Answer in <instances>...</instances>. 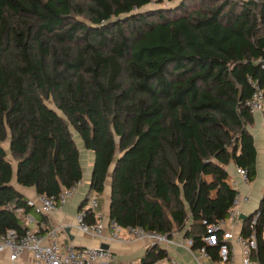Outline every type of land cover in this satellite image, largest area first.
I'll return each mask as SVG.
<instances>
[{
    "label": "trees",
    "instance_id": "16d2710c",
    "mask_svg": "<svg viewBox=\"0 0 264 264\" xmlns=\"http://www.w3.org/2000/svg\"><path fill=\"white\" fill-rule=\"evenodd\" d=\"M174 1L0 0V233L25 227L18 187L57 196L81 181L84 149L81 208L107 191L106 229L181 233L219 258L221 234L207 245L202 221L229 216L228 165L256 178L246 102L253 84L264 95V0ZM254 216L251 258L264 264V194L245 237ZM166 257L154 244L139 264Z\"/></svg>",
    "mask_w": 264,
    "mask_h": 264
},
{
    "label": "built area",
    "instance_id": "2783aa9c",
    "mask_svg": "<svg viewBox=\"0 0 264 264\" xmlns=\"http://www.w3.org/2000/svg\"><path fill=\"white\" fill-rule=\"evenodd\" d=\"M262 66L264 67V63ZM253 86V94L246 102V105L252 115L258 113L264 117L263 92L255 84ZM236 174L241 181L247 183L246 169L236 168ZM229 181L231 186L237 189L238 184L234 178ZM80 184L81 181H78L74 186L63 189L57 196L36 193L33 198L26 200V204L37 214L49 215L74 195ZM248 199L249 197L247 195L240 194L237 191L233 200L232 209L227 218L215 222L202 221L208 233V236L204 238V242L207 245H216V235L218 233L221 234L223 244L219 248V258L217 260L212 261L204 247L197 251L191 250L190 240L186 239L181 244L190 250L198 264H205L203 260L210 261V264H237L236 248L240 252V264H257L251 258L252 251L256 250L254 225L257 216H254L250 221L249 227L252 231L247 237L243 236L240 231L236 232L235 230V222H237L239 217L240 206L248 201ZM97 206L98 195L92 193L89 196L87 204L76 214V227L84 233L91 234L93 237L101 240V242L113 240L126 242L130 239H135L147 242L148 246L154 244H173V241L165 235L147 231L138 226L129 225L123 228L114 225L113 231L107 233L102 216L97 214ZM88 209L92 210L95 214V222L91 224L85 221V214ZM32 221L33 219L31 217L25 216V222L27 224H30ZM60 231L61 229L58 226H52L43 233L28 226H25L21 231L8 229L4 233H0V252L7 253L10 260H16L20 255L29 253L33 262L36 264H114L110 249H103L101 246L74 248L70 244H66L60 240ZM121 232H125L126 235H121ZM152 264L179 263L174 258H165L155 261Z\"/></svg>",
    "mask_w": 264,
    "mask_h": 264
},
{
    "label": "crops",
    "instance_id": "0c3cea01",
    "mask_svg": "<svg viewBox=\"0 0 264 264\" xmlns=\"http://www.w3.org/2000/svg\"><path fill=\"white\" fill-rule=\"evenodd\" d=\"M253 123L248 130L252 134L254 145L256 149V178L250 183H245L239 179L236 174V168L230 164L227 167L229 177L228 180L234 178L237 182V189L240 194L247 195L249 197L248 201L244 202L240 206L239 217L237 222H235V230L239 232L242 225V216H249L254 212L256 205H254V197L256 196V185L259 188H264V117L261 114H253ZM82 153H88L90 155V162L88 171H85L84 166L82 169L84 171L83 177L81 179V184L74 195H72L68 200L56 209L53 213L49 215H43L40 213L33 212L32 209L23 212L21 209L17 210V216L20 218L23 225L28 226L32 229L40 231L43 233L45 230L52 226L60 227L61 231L59 233V238L62 242L70 244L74 248H79L83 246H101L102 244L107 245L112 252L113 263L114 264H139L141 258L143 257L148 243L145 241L130 239L126 242L113 240L107 242H101V240L93 237L89 233H84L76 227V214L81 209L82 202L89 195V181L92 167V153L84 149L81 150V164H83ZM258 179V181H257ZM255 186V187H254ZM18 190L27 199L33 198L36 192L33 188H23L18 187ZM100 210L97 214H100L105 221L108 223V192L105 191L102 196H100ZM25 216H29L33 219L30 224L25 222ZM66 229L68 231L66 232ZM111 229V228H110ZM107 233L113 231L106 229ZM121 235H126L125 232H121ZM173 244L170 245H159L161 248L165 249L167 252L166 258H174L179 264H198L194 259L193 254L182 246L181 244L186 240L183 234L179 233L178 237L171 239ZM236 262L240 264V252L236 248ZM205 264H210V261L203 260ZM0 264H36L33 262L31 255L29 253H24L20 255L16 260H10L7 253L0 252Z\"/></svg>",
    "mask_w": 264,
    "mask_h": 264
},
{
    "label": "rangeland",
    "instance_id": "374dc122",
    "mask_svg": "<svg viewBox=\"0 0 264 264\" xmlns=\"http://www.w3.org/2000/svg\"><path fill=\"white\" fill-rule=\"evenodd\" d=\"M182 2V0H175L174 2H171V3H165L164 2V5H169L170 7H173L174 5H176V4H179V3H181ZM188 2V1H187ZM158 5H163V4H156V3H153V4H151V5H148V6H150V7H155V6H158ZM205 6H208V2H203V1H201V0H193V1H191V2H188V7L191 9V10H199V9H201L202 7H205ZM90 155L88 154V153H82V160H83V166H84V170L85 171H88V169H89V165H87V164H89V162H90ZM257 181H258V179H257ZM255 187V186H254ZM255 189H256V196L254 197V205H256V208L254 209L255 210V212H256V209L258 208V205H259V203H260V200H261V198L263 197V194H264V188H259L257 185H256V187H255ZM100 196H98V206H97V211L98 210H100ZM179 236V234H174L173 235V237L172 238H174V237H178Z\"/></svg>",
    "mask_w": 264,
    "mask_h": 264
},
{
    "label": "water",
    "instance_id": "95a60500",
    "mask_svg": "<svg viewBox=\"0 0 264 264\" xmlns=\"http://www.w3.org/2000/svg\"><path fill=\"white\" fill-rule=\"evenodd\" d=\"M241 218L245 219L246 216H242ZM67 231H68V229H66V232H67ZM101 247H102L103 249H107V248H108V246H107V245H104V244H102Z\"/></svg>",
    "mask_w": 264,
    "mask_h": 264
}]
</instances>
